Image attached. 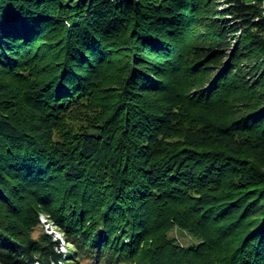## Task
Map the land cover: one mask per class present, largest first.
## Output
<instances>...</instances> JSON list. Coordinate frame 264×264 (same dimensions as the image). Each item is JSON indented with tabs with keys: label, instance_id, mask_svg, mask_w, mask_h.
Masks as SVG:
<instances>
[{
	"label": "trees",
	"instance_id": "1",
	"mask_svg": "<svg viewBox=\"0 0 264 264\" xmlns=\"http://www.w3.org/2000/svg\"><path fill=\"white\" fill-rule=\"evenodd\" d=\"M261 2L0 0V262L264 264Z\"/></svg>",
	"mask_w": 264,
	"mask_h": 264
},
{
	"label": "rangeland",
	"instance_id": "2",
	"mask_svg": "<svg viewBox=\"0 0 264 264\" xmlns=\"http://www.w3.org/2000/svg\"><path fill=\"white\" fill-rule=\"evenodd\" d=\"M262 5H264V0H262ZM42 216V221L44 225L46 226L48 233H54V236L56 239L60 240L61 245H60V251L66 252L67 244L66 242V237L64 235V232L61 230V228L56 224L55 221L49 218L46 214H41ZM173 236H175L180 242L185 243L186 245H191L194 244L197 240L187 234L186 232H182L180 230H176L172 233ZM0 264H3L0 262ZM97 264H102V263H97Z\"/></svg>",
	"mask_w": 264,
	"mask_h": 264
},
{
	"label": "clouds",
	"instance_id": "3",
	"mask_svg": "<svg viewBox=\"0 0 264 264\" xmlns=\"http://www.w3.org/2000/svg\"><path fill=\"white\" fill-rule=\"evenodd\" d=\"M41 216H42V215H41ZM41 220H42V217H41ZM42 223H43V221H42ZM43 227H44L45 231L48 233V230H47L46 226L44 225V223H43ZM50 234H52V235L54 236V233H50ZM54 238H55V236H54ZM55 239H56V238H55Z\"/></svg>",
	"mask_w": 264,
	"mask_h": 264
},
{
	"label": "bare ground",
	"instance_id": "4",
	"mask_svg": "<svg viewBox=\"0 0 264 264\" xmlns=\"http://www.w3.org/2000/svg\"><path fill=\"white\" fill-rule=\"evenodd\" d=\"M262 3V2H261ZM261 3H259V4H261ZM263 7H264V5H263Z\"/></svg>",
	"mask_w": 264,
	"mask_h": 264
}]
</instances>
